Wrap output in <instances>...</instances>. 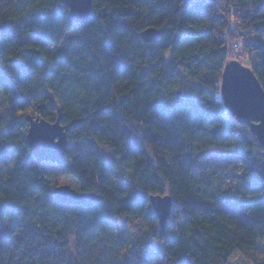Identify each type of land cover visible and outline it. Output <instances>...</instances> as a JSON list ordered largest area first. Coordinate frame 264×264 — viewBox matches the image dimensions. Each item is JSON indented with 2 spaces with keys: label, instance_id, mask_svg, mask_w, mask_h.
Masks as SVG:
<instances>
[{
  "label": "trees",
  "instance_id": "1",
  "mask_svg": "<svg viewBox=\"0 0 264 264\" xmlns=\"http://www.w3.org/2000/svg\"><path fill=\"white\" fill-rule=\"evenodd\" d=\"M91 3L80 24L59 0H0V264H227L252 250L264 150L219 83L231 44L264 90V0ZM25 111L79 120L58 167L99 200L54 198L22 140ZM151 194L172 200L163 231Z\"/></svg>",
  "mask_w": 264,
  "mask_h": 264
},
{
  "label": "water",
  "instance_id": "2",
  "mask_svg": "<svg viewBox=\"0 0 264 264\" xmlns=\"http://www.w3.org/2000/svg\"><path fill=\"white\" fill-rule=\"evenodd\" d=\"M68 8V14L73 22L83 24L92 15L91 0H59ZM142 41L153 42L160 36L156 28H145L140 33ZM219 94L225 108L231 117L239 124L244 125L250 134L264 150V90L253 70L244 66L237 59L224 63L220 74ZM177 92V102L182 101ZM62 115L51 122L39 116L26 113V132L22 140L26 144L36 161L51 162L58 166L65 163L66 131L69 125L78 123L74 120L69 125H62ZM54 198L68 204H84L87 200H99L96 193L81 192L68 185L62 184L51 189ZM161 231L167 225L171 214L172 200L169 194L153 195L148 198Z\"/></svg>",
  "mask_w": 264,
  "mask_h": 264
},
{
  "label": "rangeland",
  "instance_id": "3",
  "mask_svg": "<svg viewBox=\"0 0 264 264\" xmlns=\"http://www.w3.org/2000/svg\"><path fill=\"white\" fill-rule=\"evenodd\" d=\"M82 29L81 25H77L75 31L69 33L68 36L78 34ZM235 44V43H234ZM229 58L228 60L237 59L244 66H251L249 62L248 54L243 52L242 49L237 47L236 45L229 46ZM5 103L4 99L0 97V115L5 113ZM32 114L30 111H25L23 114ZM105 156L110 157L107 152H104ZM39 166L42 169V173L47 181L50 184V187L53 188L55 186H61L62 184L68 185L71 188L79 190L78 183L75 182L73 177L65 176L58 165L51 162L38 161ZM155 246L159 249H163V245L159 242L155 243ZM230 259L227 264H253L255 262L264 260V235L260 242L252 249V250H244L239 252L235 250L232 252Z\"/></svg>",
  "mask_w": 264,
  "mask_h": 264
}]
</instances>
